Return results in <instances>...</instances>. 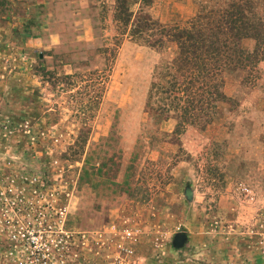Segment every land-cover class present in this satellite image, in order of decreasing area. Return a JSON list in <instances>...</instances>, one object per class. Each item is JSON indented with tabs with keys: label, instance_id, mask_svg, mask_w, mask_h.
<instances>
[{
	"label": "rangeland",
	"instance_id": "1",
	"mask_svg": "<svg viewBox=\"0 0 264 264\" xmlns=\"http://www.w3.org/2000/svg\"><path fill=\"white\" fill-rule=\"evenodd\" d=\"M38 211L53 264H264V0H0V264Z\"/></svg>",
	"mask_w": 264,
	"mask_h": 264
},
{
	"label": "built area",
	"instance_id": "2",
	"mask_svg": "<svg viewBox=\"0 0 264 264\" xmlns=\"http://www.w3.org/2000/svg\"><path fill=\"white\" fill-rule=\"evenodd\" d=\"M14 196L16 194H11L9 197L13 205L16 204ZM36 213L38 217L35 223L30 222L29 219L10 218L7 221L8 224L4 229L5 247L15 257L13 264H53L51 260L53 254H56L55 258L62 254L59 250L62 245L61 242L58 243L59 235H54L58 233L53 228L56 225L53 226V222L46 221L48 218L46 212ZM125 233L130 235L128 231Z\"/></svg>",
	"mask_w": 264,
	"mask_h": 264
},
{
	"label": "trees",
	"instance_id": "3",
	"mask_svg": "<svg viewBox=\"0 0 264 264\" xmlns=\"http://www.w3.org/2000/svg\"><path fill=\"white\" fill-rule=\"evenodd\" d=\"M194 27L196 28V26H193L190 30V32H184V34L182 33L181 35L180 34H177V40H179L178 41V43H179V45H180V56L181 57H183L184 56V61H183V63H185V64H188L189 65V63H190V61H188V62H186V58L187 59H190V57L189 56H191V55H193L194 53L196 54L197 53V51H202V53H203V55L204 56H207L206 55V53H208V52H210V53H214V52H216V51H218V48L219 47H223L222 45H219L218 47H217V44H214V43H209V44H207V42L205 41V43H203V42H201V44H199L200 45V47L199 48H196L195 49V47H193L194 45H187L186 43L188 42V41H192V40H194L195 39V37L197 36V32H196V30L194 29ZM198 37V36H197ZM191 49V50H190ZM193 51V52H192ZM235 56H236V54H235ZM235 56H232V58H231V63H234V65H236V64H238L239 63V61L236 59V57ZM207 61H210L209 59L207 60ZM210 65V64H209ZM195 70H198V74L199 75H201L202 76V70H199V68H195ZM194 70V71H195ZM202 74H201V73ZM195 75H196V73H195ZM197 77V76H196ZM206 79V82H205V85L207 86L208 84H210L212 81H213V78H212V76H206V77H203V79ZM172 79H173V90H175L176 91V93H179V92H181L182 93V95L183 94H185L186 92H188L190 89H191V86L190 87H188V85H189V80H188V77L187 76H185V74H184V76H182V79H180V77H179V75H177V74H175L173 77H172ZM178 81V82H177ZM216 84V83H215ZM213 85L212 86V88L211 87H209V88H211L212 90H213V93H212V91H210V90H207V95H209L208 97L209 98H211L212 100V103H216V101L217 100H219L220 99V95H221V99H223L224 98V95L222 94V93H220L221 91H219V88L221 87V86H216V85ZM210 91V92H209ZM186 95V94H185ZM176 99L177 100H179L177 97H176ZM184 130H185V125L184 124H182V125H180L179 123H178V125L176 126V129H175V131H174V134L175 135H178V136H180L183 132H184Z\"/></svg>",
	"mask_w": 264,
	"mask_h": 264
},
{
	"label": "water",
	"instance_id": "4",
	"mask_svg": "<svg viewBox=\"0 0 264 264\" xmlns=\"http://www.w3.org/2000/svg\"><path fill=\"white\" fill-rule=\"evenodd\" d=\"M42 56L39 55V58H41ZM187 194L188 196L190 195V191L187 190ZM186 234L185 233H179V234H176L175 238H174V241H173V244L175 247L177 248H180L183 246L184 242L186 241Z\"/></svg>",
	"mask_w": 264,
	"mask_h": 264
},
{
	"label": "crops",
	"instance_id": "5",
	"mask_svg": "<svg viewBox=\"0 0 264 264\" xmlns=\"http://www.w3.org/2000/svg\"><path fill=\"white\" fill-rule=\"evenodd\" d=\"M257 151H258V150H257ZM245 155H246V157H248V156H247V153H245ZM259 156H260V158H259V159H261V155H259V154H258V157H259ZM248 158H249V157H248ZM251 158H253V157H251ZM255 158H256V157H255ZM185 234H186V233H185ZM186 237H188V235H187V234H186Z\"/></svg>",
	"mask_w": 264,
	"mask_h": 264
}]
</instances>
